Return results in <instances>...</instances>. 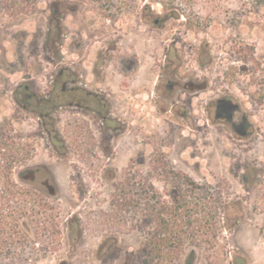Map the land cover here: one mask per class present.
I'll use <instances>...</instances> for the list:
<instances>
[{"label":"rangeland","instance_id":"obj_1","mask_svg":"<svg viewBox=\"0 0 264 264\" xmlns=\"http://www.w3.org/2000/svg\"><path fill=\"white\" fill-rule=\"evenodd\" d=\"M51 1L56 0H0V124L20 146L27 140L28 120L11 105L9 90L22 76L26 64H37L39 60L38 68L49 66L44 38H50L46 32L50 6L55 5ZM59 1L69 8L64 14L68 27L64 51L68 60L74 20L81 19L87 28L96 29L103 21L101 14L107 10L110 37L127 34L125 45H120L125 48L133 33L143 37L150 34L144 23H136L142 6L150 3L158 12L172 9L173 19L165 37L174 38L186 68L206 80V89L191 99L196 114L200 113L199 102L205 98L215 93L234 94L255 110L253 120L264 124V0ZM10 5L15 11L12 20L8 18ZM151 35L157 40L148 43H156L160 54L164 47L161 33L152 31ZM98 46L100 43L94 42L91 53ZM145 68L141 75L144 84ZM154 78L138 92L140 130L135 136V124L130 125L132 130L120 139L117 168L123 169L128 160L141 154L144 178L163 175L169 165L188 174L201 187L208 225L203 233L199 232L201 241L194 245L198 252L196 264H229L227 251L231 249L226 245L248 251L247 264H264L262 238L257 235L264 220V179L241 177L235 167L241 153L225 138L212 132L204 135L201 121L188 127L167 112H155L149 103ZM257 141V147L262 148L264 139ZM14 152L22 155L17 149ZM57 174L58 180L67 181L63 171ZM91 185L96 188V184ZM155 185L160 187L161 181H155ZM24 199L23 210L21 205L12 208L16 217L6 233V243L0 246V264H87L88 251L99 243L101 231L108 227L117 228L116 236L123 244L136 239L137 233L122 225L128 213L119 210L120 200H113L109 185L92 195L62 193L50 199L31 194ZM224 212L235 222L233 231L222 223ZM67 216H78L79 220L72 225L71 235L66 233Z\"/></svg>","mask_w":264,"mask_h":264},{"label":"flooded vegetation","instance_id":"obj_2","mask_svg":"<svg viewBox=\"0 0 264 264\" xmlns=\"http://www.w3.org/2000/svg\"><path fill=\"white\" fill-rule=\"evenodd\" d=\"M53 3L46 32L50 38H44L49 66L38 68L39 60L37 64H26L22 76L9 90L11 105L28 120L27 140L18 150L22 155H15L12 170L15 180L23 184L24 191L50 199L62 193L98 194L104 185H109L114 200V195L133 193L134 188L138 195L135 219L129 213L122 225L137 233L135 241L123 244L116 236V227L105 228L99 243L88 251L87 264H196L198 252L194 245L202 238L199 236L194 245L175 252L173 229L161 227V220L149 216L144 209L147 203L156 210L163 203L170 204L176 190L186 191L187 178L191 177L167 165L163 175L144 178L141 154L128 160L123 169L115 164L120 139L132 130L130 125L135 124V136L140 130L138 92L155 76L149 87L152 109L167 112L188 127L201 121L204 135L212 132L232 142L241 153L235 167L246 179H264V146L257 147V139H264V124L256 123L255 110L234 94L215 93L205 98L199 102L200 113L196 114L191 99L206 89V80L186 68L188 65L176 50L174 38L165 37L173 19L172 9L158 12L150 3L142 6L136 23H144L150 34L143 37L141 33H133L125 48L120 45L127 34L110 37L107 10L101 14L103 21L96 29L90 30L81 19L74 20L68 60L64 51L68 30L64 14L69 8L59 0ZM14 16L10 5L8 18L12 20ZM158 30L164 43L160 54L156 43H148L157 40L151 32ZM94 42L100 46L91 53ZM143 66L146 84L141 76ZM60 171L65 173L66 182L57 179ZM155 181H161L160 187ZM224 217L223 225L233 231L235 222L226 212ZM78 221V216L66 217L67 235L72 234L71 227ZM257 235L262 238L264 252V220ZM226 246L231 249L227 251L229 264H247L248 251Z\"/></svg>","mask_w":264,"mask_h":264},{"label":"trees","instance_id":"obj_3","mask_svg":"<svg viewBox=\"0 0 264 264\" xmlns=\"http://www.w3.org/2000/svg\"><path fill=\"white\" fill-rule=\"evenodd\" d=\"M16 146V147H14ZM14 148L20 150L19 143L11 140L6 129L0 124V246H4L6 233L12 227L15 220L12 208L26 203L24 197L31 195L24 191V186L18 183L13 176L15 161ZM186 191H175L173 201L170 204L163 203L156 210L150 203L145 206L149 216L161 220V227L172 228L174 236L175 252L182 251L184 246L194 245L199 232L206 230L208 222L205 212V195L199 192L200 186L191 178H187ZM148 198L147 196H144ZM151 199V196L148 198ZM114 200H120V211L131 213L135 219L138 195L125 193L114 195ZM152 239L149 242L152 243Z\"/></svg>","mask_w":264,"mask_h":264}]
</instances>
